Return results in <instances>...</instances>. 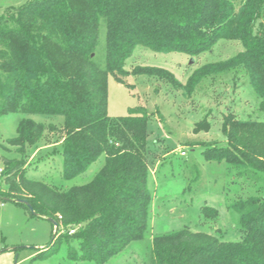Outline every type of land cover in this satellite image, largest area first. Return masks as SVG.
I'll use <instances>...</instances> for the list:
<instances>
[{
	"label": "trees",
	"instance_id": "16d2710c",
	"mask_svg": "<svg viewBox=\"0 0 264 264\" xmlns=\"http://www.w3.org/2000/svg\"><path fill=\"white\" fill-rule=\"evenodd\" d=\"M219 40L238 41L243 51L203 65L185 83L161 68L125 69L137 46L195 57ZM141 75L187 96L206 79L230 77L234 83L244 76L264 115V0H30L0 14V116L61 119L22 117L7 143L22 156L58 145L63 181L104 158L88 183L65 188L32 180L21 160L4 159L1 197L26 200L36 216L14 203L29 217L57 224L41 255L63 239L69 260L106 264L143 238L151 202L152 116L141 106L117 117L107 109L109 77L132 87L127 78ZM207 128L204 119L194 131ZM220 131L225 142L205 145L203 159L225 162L238 175L264 177V119H240L228 111ZM231 207L238 214L240 241L182 229L152 239L149 264H264V196ZM201 213L211 221L218 216L208 206ZM6 248L0 235V252Z\"/></svg>",
	"mask_w": 264,
	"mask_h": 264
},
{
	"label": "rangeland",
	"instance_id": "374dc122",
	"mask_svg": "<svg viewBox=\"0 0 264 264\" xmlns=\"http://www.w3.org/2000/svg\"><path fill=\"white\" fill-rule=\"evenodd\" d=\"M28 1L0 0V14ZM103 42L104 26H101L99 44ZM241 51V43L226 40H219L210 51L195 57L178 52L155 53L137 46L127 59L125 69L131 70L134 66L161 68L185 83L203 65L227 60ZM126 84L132 87L120 85L109 77L108 114L112 117L124 116L129 109L141 106L152 116L147 127L151 149L148 156L151 202L143 238L132 242L106 264H149L152 239L182 229L214 235L224 242L240 241L238 214L231 205L249 197L262 198L264 177L238 175L225 162H206L201 151L205 145H222L225 142L220 123L228 111L240 119H264V115L257 111L258 100L247 78L242 76L234 83L230 77L206 79L191 96L144 75L130 76ZM22 117L44 123L61 120L40 115L23 116L20 113L0 116L1 167L5 168L4 159L21 160L28 178L65 188L88 183L103 165L104 158L101 156L83 174L63 181L58 145L35 155L27 152L22 156L7 143L16 135L17 123ZM204 119L208 128L195 132V125ZM181 151H185L186 155L181 156ZM204 206L217 210L215 220L203 217L201 209ZM51 229L52 224L48 220L29 218L25 209L12 201H3L0 207V235L4 237L7 248L0 252V264H94L69 260L67 243L63 239L55 243L47 254L41 255L52 241L54 232L52 234ZM29 255L32 256L27 258Z\"/></svg>",
	"mask_w": 264,
	"mask_h": 264
},
{
	"label": "water",
	"instance_id": "95a60500",
	"mask_svg": "<svg viewBox=\"0 0 264 264\" xmlns=\"http://www.w3.org/2000/svg\"><path fill=\"white\" fill-rule=\"evenodd\" d=\"M1 199H2V201H12V200H9V199H7V198H1ZM12 202H15V203H21V204L25 205V206L28 208V210H29L34 216H36V214L34 213V211H33L32 207H31V205H30L29 202H27L26 200H19V199H16V200H13ZM46 220H48V221L54 226V234H53V236H52V238H53L54 235H55V233H56V231H57V224L55 223L54 220H52V219H50V218H47Z\"/></svg>",
	"mask_w": 264,
	"mask_h": 264
},
{
	"label": "built area",
	"instance_id": "2783aa9c",
	"mask_svg": "<svg viewBox=\"0 0 264 264\" xmlns=\"http://www.w3.org/2000/svg\"><path fill=\"white\" fill-rule=\"evenodd\" d=\"M180 155L185 156L186 155L185 151H181ZM3 181H4V170H3V167L0 166V194H1V192H3V186H2ZM1 198L2 197L0 195V207L3 206V201ZM72 233H73V231H69V234H72Z\"/></svg>",
	"mask_w": 264,
	"mask_h": 264
},
{
	"label": "crops",
	"instance_id": "0c3cea01",
	"mask_svg": "<svg viewBox=\"0 0 264 264\" xmlns=\"http://www.w3.org/2000/svg\"><path fill=\"white\" fill-rule=\"evenodd\" d=\"M50 148H51V146L40 147V148L36 149V150L33 152V154L35 155V154H37L38 152H43V151L49 150ZM29 218H31V217H29ZM51 231H52V232L54 231L53 226H52ZM52 232H51V233H52ZM5 245H6V244H5ZM6 247H7V246H6ZM32 255H33V254H32ZM32 255H29L27 258L31 257Z\"/></svg>",
	"mask_w": 264,
	"mask_h": 264
}]
</instances>
